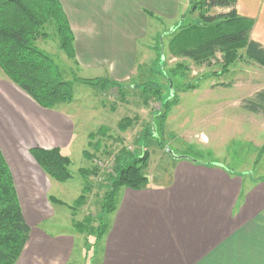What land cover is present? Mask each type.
<instances>
[{"label":"crops","instance_id":"0c3cea01","mask_svg":"<svg viewBox=\"0 0 264 264\" xmlns=\"http://www.w3.org/2000/svg\"><path fill=\"white\" fill-rule=\"evenodd\" d=\"M58 1L73 36L77 71L120 85L137 75L138 46L149 34V21L176 20L182 3ZM234 10L251 21L250 40L264 49V0H234ZM0 132L7 140L0 142V150L30 229L16 264H70L75 239L36 229L48 215L42 212L48 200L45 175L29 151L58 149L69 159L74 117L41 109L0 76ZM176 160L164 186L149 183L141 190L117 191L99 264H264V176ZM35 182L41 184L40 190Z\"/></svg>","mask_w":264,"mask_h":264},{"label":"rangeland","instance_id":"374dc122","mask_svg":"<svg viewBox=\"0 0 264 264\" xmlns=\"http://www.w3.org/2000/svg\"><path fill=\"white\" fill-rule=\"evenodd\" d=\"M181 1L176 20L155 18L149 21V34L138 46L137 75L131 83L124 84L122 96L115 88L76 83L78 78L93 79L89 74L78 72L76 64L60 52L51 26L45 28L46 39L35 44L58 65L62 79L72 85L73 101L58 108V111L71 114L76 126L69 155L72 178L59 183L44 174L43 191H46L48 208L42 212L48 215L36 225V229L50 236L67 235L75 239L70 264L100 263L102 242L92 247L93 238L89 232H77L74 223L89 217L93 220L91 228H97L100 201L115 177L114 160L123 152L147 154L144 174L148 184L155 186L168 183L176 158L180 157L220 164L235 173L264 176V151L261 150L264 147V116L253 115L242 108L251 94L264 89V67L237 57L226 72H222L221 54L201 65L172 55L167 46L169 33L180 25L187 10L185 0ZM222 13L227 10L216 8L207 15ZM193 85L195 90H187ZM144 86L159 89L160 99L144 93ZM164 105L168 107L160 126L159 116ZM119 123L126 127L125 130L118 129ZM100 129L103 131L99 132ZM90 134L95 135L91 141ZM0 135V142L5 144L7 140L2 132ZM201 136L206 138L205 142ZM84 152H88L91 159L86 160ZM81 171L90 174L86 176ZM35 186L38 190L42 188L37 182ZM83 192V207L73 211L67 208ZM109 219L107 215V223Z\"/></svg>","mask_w":264,"mask_h":264},{"label":"trees","instance_id":"16d2710c","mask_svg":"<svg viewBox=\"0 0 264 264\" xmlns=\"http://www.w3.org/2000/svg\"><path fill=\"white\" fill-rule=\"evenodd\" d=\"M187 1L189 6L181 17L180 25L169 33L171 36L167 46L172 55L201 65L221 54L222 72H226L227 67L237 57H243L264 67V49L250 40L252 23L237 16L234 0H199L196 3L194 0ZM216 8L228 12L216 16L207 15L210 10ZM195 14V17L189 18ZM47 26H51L55 31L60 52L76 64L73 36L58 0H0L1 76L41 109L56 111L59 106L73 101V93L72 85L62 79L58 65L48 54L35 47L36 42L46 39ZM239 51H243L241 55L238 54ZM76 83L102 89L115 88L120 96L123 95L124 85L112 83L107 79L78 78ZM148 87L144 86L143 92L160 99L159 89ZM195 89L194 85L187 88ZM163 107V112L159 116L160 126L162 119L166 117L168 105ZM242 108L253 115L264 116V89L246 100ZM125 128L121 123L118 124L121 131ZM94 136L88 135L89 141ZM90 147L92 145L89 142L88 148ZM261 150L264 151V147ZM29 154L39 169L55 182L64 183L72 178L69 171L70 160L58 149L47 151L37 148L30 150ZM83 156L86 160L91 159L88 152H84ZM147 161L148 156L143 152L136 155L123 152L115 158L113 167L115 177L111 179L110 187L100 201L97 228H91L93 220L89 217L74 223L77 232H89L93 238L92 247L100 245L109 230V223L105 217L116 209L117 191L122 187L131 190L147 187L148 179L144 174ZM81 173L86 176L90 174L88 171ZM53 201L65 206L61 202ZM84 204L83 192L67 208L73 211ZM29 233L30 229L22 214L12 174L0 150V264L17 263L28 241Z\"/></svg>","mask_w":264,"mask_h":264},{"label":"water","instance_id":"95a60500","mask_svg":"<svg viewBox=\"0 0 264 264\" xmlns=\"http://www.w3.org/2000/svg\"><path fill=\"white\" fill-rule=\"evenodd\" d=\"M169 154H170V156L171 157H173V154L170 152V151H167ZM174 158V157H173ZM183 158V157H182ZM176 159H181V157L180 158H176Z\"/></svg>","mask_w":264,"mask_h":264},{"label":"bare ground","instance_id":"6f19581e","mask_svg":"<svg viewBox=\"0 0 264 264\" xmlns=\"http://www.w3.org/2000/svg\"><path fill=\"white\" fill-rule=\"evenodd\" d=\"M201 139H202L203 141H206V138H205L204 136H201Z\"/></svg>","mask_w":264,"mask_h":264}]
</instances>
